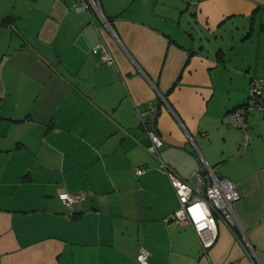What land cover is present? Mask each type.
I'll use <instances>...</instances> for the list:
<instances>
[{"label": "crops", "instance_id": "0c3cea01", "mask_svg": "<svg viewBox=\"0 0 264 264\" xmlns=\"http://www.w3.org/2000/svg\"><path fill=\"white\" fill-rule=\"evenodd\" d=\"M98 1L0 0V264H140V246L149 264H264V114L247 113L246 148L228 117L264 78V0ZM256 32V60L233 64L224 44ZM161 162L233 182L242 233L218 222L203 255L166 221Z\"/></svg>", "mask_w": 264, "mask_h": 264}, {"label": "built area", "instance_id": "2783aa9c", "mask_svg": "<svg viewBox=\"0 0 264 264\" xmlns=\"http://www.w3.org/2000/svg\"><path fill=\"white\" fill-rule=\"evenodd\" d=\"M91 5L99 9L98 0H87L83 6ZM103 62L111 63L113 58L104 44L92 48ZM250 111H260L264 114V78L251 81L246 102L228 114L230 123L241 129L243 133V148L250 142L246 131V114ZM150 143L147 151L157 157V149L163 145L161 137L153 130L146 131ZM161 168L167 173L178 200V208L167 218V222L190 224L199 237L201 253L208 256L210 249L218 237V222L224 223L233 233H242L233 210V203L241 195L236 186L227 178L219 177L214 167L204 164L191 172L189 179L179 176L173 169L161 162ZM138 173L139 170H136ZM79 195L65 194L64 202L71 206ZM249 252L254 255L253 248L247 244ZM149 251L139 247L137 260L140 264H149Z\"/></svg>", "mask_w": 264, "mask_h": 264}, {"label": "rangeland", "instance_id": "374dc122", "mask_svg": "<svg viewBox=\"0 0 264 264\" xmlns=\"http://www.w3.org/2000/svg\"><path fill=\"white\" fill-rule=\"evenodd\" d=\"M258 34L259 33L256 32V34L254 35V37H253V40L254 41L253 42L245 43V44L241 45L240 47L238 45L237 48H232V45H230L229 43L224 44V47L226 49H229V51L227 52V54H229L231 56V58L233 59L232 60L233 61V64H237L239 67H242L243 69L246 68L245 67L246 63L245 62L244 63L243 62H238L240 59L238 60L237 59V56H238V54H242V53L247 52V51H250V52H248V53H250V55L252 54L253 50L255 49L254 46H255V44H256V42L258 40ZM226 39H228V38H226ZM226 39H225V41H226ZM250 57H252V59L249 58V60H251L250 62L256 60V58H255L254 55H251Z\"/></svg>", "mask_w": 264, "mask_h": 264}, {"label": "trees", "instance_id": "16d2710c", "mask_svg": "<svg viewBox=\"0 0 264 264\" xmlns=\"http://www.w3.org/2000/svg\"><path fill=\"white\" fill-rule=\"evenodd\" d=\"M250 85H251V84H250ZM249 88H250V87H249ZM245 102H246V100H245ZM245 102H244V103H245ZM244 103H243V104H244ZM240 106H242V105H240ZM240 106H238V107H240ZM238 107L234 108V109L231 110L230 112L234 111V110L237 109ZM230 112H229V113H230ZM246 115H247V114H246Z\"/></svg>", "mask_w": 264, "mask_h": 264}]
</instances>
